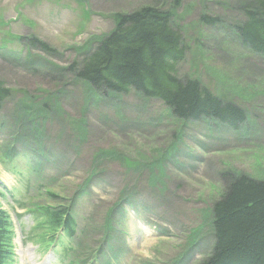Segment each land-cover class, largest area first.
<instances>
[{
	"label": "rangeland",
	"instance_id": "374dc122",
	"mask_svg": "<svg viewBox=\"0 0 264 264\" xmlns=\"http://www.w3.org/2000/svg\"><path fill=\"white\" fill-rule=\"evenodd\" d=\"M239 1L0 0V48L17 52L0 56V78L11 90L0 112V205L14 222L15 264L204 263L214 241L213 205L228 190L227 177L264 179V58L237 37ZM143 6L172 12L186 49L177 74L243 107L239 129L211 118L179 120L135 89L106 95L69 69L115 28L117 14ZM32 37L55 50L33 47ZM45 111L47 127L37 128L33 121ZM6 148L23 156L6 162ZM37 166L41 172H33ZM89 174L91 196L75 203L79 231L61 262L52 248L38 246L35 220L15 199L62 205ZM49 179L61 198L41 192L39 183ZM129 198L134 205L125 206L120 227L118 211Z\"/></svg>",
	"mask_w": 264,
	"mask_h": 264
},
{
	"label": "trees",
	"instance_id": "16d2710c",
	"mask_svg": "<svg viewBox=\"0 0 264 264\" xmlns=\"http://www.w3.org/2000/svg\"><path fill=\"white\" fill-rule=\"evenodd\" d=\"M180 1L176 0L177 3ZM239 4L244 18L235 25L237 37L244 48L264 58V0H240ZM202 19L219 21L218 17L205 15ZM115 20V28L99 38L96 48L87 53L81 65L77 69L75 65L69 67L75 70L79 80L93 89H104L106 95H119L135 89L143 98L162 101L179 120L211 118L232 129H239L246 121V111L239 104L223 100L197 78L184 79L177 74V64L186 57V49L181 32L175 28L171 11L143 6L130 13H119ZM20 39L22 37L17 38ZM30 44L47 52L55 50L37 37H32ZM8 48L2 44L0 56L16 57L17 52ZM5 85L0 78V112L11 97V90ZM53 107L57 112V106ZM48 115V111L41 117L38 115L39 118L33 121H37V128H46ZM19 156L8 148L2 155L5 161ZM34 170L41 172L38 166ZM93 176L89 174L88 186ZM227 179L228 190L213 205L214 241L203 264H264V179L242 174L231 175ZM50 182L51 179L48 186L41 185L43 192L50 198H61L51 190ZM87 185L81 183L77 186L73 195L75 200L86 191ZM0 194H3L1 190ZM15 202L20 209L32 213L34 229H40L38 241L41 243H46L49 233L51 241H54L60 229L69 238L75 237L79 231L72 199L57 206L35 202L33 207H29L26 201L15 199ZM133 205V198H129L120 207V224L125 221V206ZM11 219V214L0 205V264L15 263L13 240L16 232ZM108 230L109 227L106 228ZM106 231L104 233L108 236L110 233ZM105 241L106 238L103 239ZM58 244L64 250L67 241L60 237Z\"/></svg>",
	"mask_w": 264,
	"mask_h": 264
}]
</instances>
